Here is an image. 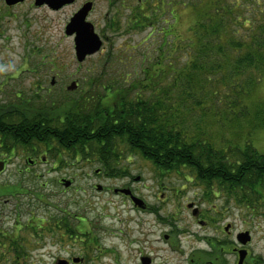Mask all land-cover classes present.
<instances>
[{
	"label": "rangeland",
	"instance_id": "obj_1",
	"mask_svg": "<svg viewBox=\"0 0 264 264\" xmlns=\"http://www.w3.org/2000/svg\"><path fill=\"white\" fill-rule=\"evenodd\" d=\"M96 1L97 8L92 19L98 28H102L106 21L110 24L111 40L104 42L102 50L84 62H79L74 46L64 37L65 15L49 13L47 17L45 16V21H39L41 27L35 30V36L40 34L38 37H41L38 41H34L27 48L14 41L10 46L11 50L0 56V86L4 82L8 83L3 87L6 89L5 92L12 86H17L18 89H32L29 96L37 93L38 96H42L44 103L53 105L55 109L63 103L65 97L81 101L83 97L88 96L86 92L90 91V95L95 94L91 100L94 103L106 92V87L110 86L116 91L119 87L139 86L134 83H143L145 80L143 69L151 64L148 59L143 60L151 58L152 64L159 61L163 29L170 25L172 32L168 33L174 36H170L168 41L177 43L175 45L177 50L171 56V59L173 58L171 62L173 69L176 67L177 71L187 60L186 39L192 35L191 28L203 17L201 16L203 11L212 2V0H166L172 3L167 6L169 12L164 7V12L162 11L164 15L159 18L157 28L139 30L131 29L133 25L131 21L133 13L145 0ZM175 3L180 5L176 7ZM154 4L158 5V2ZM148 7V10L154 8L152 4ZM176 38L180 40L176 42ZM25 49L34 50L36 57L31 61H24L22 54L27 52ZM169 63L170 60L166 57L163 68L169 77L164 80L165 83L175 74L167 71L171 70ZM16 70L23 71L16 81H10ZM53 77L56 79L54 85L51 84ZM261 79V82L251 90L246 104L251 109L260 107L264 111V76ZM73 82L77 87L68 91L67 87ZM88 83L93 85L89 86ZM144 83L149 85L150 82ZM38 86L44 89L37 91ZM139 88L132 89L128 96L133 99L142 94L143 90ZM161 89L158 86V90ZM209 90L210 87L203 84L190 91V97L182 100L184 106L181 107V112H178L177 119L180 120L183 131L191 138L203 135L216 148L225 149L227 152H235L232 150L241 148L245 142L250 141L256 151L264 155V127L251 129L246 118L233 113L237 109L234 104H227V99L214 101L207 99ZM148 92L144 93L143 98L147 97ZM179 92L181 89H176L174 93L173 101L176 106ZM3 96L6 98L4 92H0V101L3 100ZM181 99L182 96L179 103ZM110 101L113 102V99ZM120 150L115 161H111L113 172H108L96 154L85 159L79 152L64 150L57 143L49 147L40 146L38 151L42 152L37 156L26 154L22 147L15 149L12 154H6L0 148V161H4L6 165L0 173V235L5 236L3 239L5 243L12 237L17 242H24L28 264H54L59 257H67L69 254L80 256L87 251L86 246L98 249L103 247L114 251L107 256L105 253L102 254L100 258L102 264H139L137 249L140 244L131 245V240H140L144 228L151 230L168 227L164 224L155 227L157 220L154 219L159 211L156 216L142 215L141 212L132 210L129 202L115 196L112 191L108 192L107 189L119 188L128 182L133 183L134 178L140 176L144 177L147 184L157 188L155 194L152 189H143L141 194L150 195L148 201L151 205L161 207L159 215L162 220L170 214L177 218L176 222H179L182 216L188 217L192 211L187 209V205L194 201L199 204L203 213L208 214L209 220L207 226L191 227L194 231L217 229L218 216L224 214L227 220H235L239 229L248 228L256 232L258 246L264 245V192L261 199L252 197V202H240L217 186L209 188L203 185L189 169L164 173L158 171L141 155L131 153L128 148L121 146ZM30 160L35 163H31ZM116 169L119 173L129 171L130 175L127 174L126 177L111 175L117 173ZM61 179L72 183L66 186ZM17 184L24 189L18 191L9 187ZM98 185H101L103 190L99 189ZM133 186L139 191L138 182ZM167 188L170 189L168 196L163 192ZM252 213L261 216L248 217ZM33 217L45 219L48 223L44 228H38L32 220ZM57 219H65L68 226L75 231L79 228L85 234L78 233L77 238L64 236L62 228H57ZM27 224L32 226L26 229ZM179 224L185 226L186 223ZM19 227L22 230H18ZM176 227L177 225L173 223L172 228ZM5 251L9 259L7 249ZM95 252L96 249H92L89 254L95 256ZM117 254L118 257L114 256ZM96 262L95 260L94 264ZM0 264H13L7 259L3 260L1 245Z\"/></svg>",
	"mask_w": 264,
	"mask_h": 264
},
{
	"label": "trees",
	"instance_id": "obj_2",
	"mask_svg": "<svg viewBox=\"0 0 264 264\" xmlns=\"http://www.w3.org/2000/svg\"><path fill=\"white\" fill-rule=\"evenodd\" d=\"M169 3L172 1L145 0L133 13L131 29H156L159 18L164 15V7L169 12ZM148 4L154 8L148 10ZM175 4L176 7L180 5ZM201 16L191 28V37L186 39L187 60L177 71L171 62L177 43L168 41L174 36L168 33L172 32L170 25L163 29L159 61L152 64L151 58L143 60L148 59L151 63L143 69V83L135 82L139 86L119 87L116 91L106 87V92L94 103L91 100L95 94L90 95V91L81 101L65 97L55 109L35 93L29 96L30 101L22 100L16 111L0 118L2 151L12 154L22 147L26 154L37 156L42 152L38 151L40 146L57 143L64 150L79 152L85 159L96 154L107 171L113 172L111 161H115L123 146L150 161L158 171L170 173L189 169L203 185L217 186L240 202H252V197L261 199L264 155L258 153L250 141L232 150L235 152H227L216 148L203 135L191 138L183 131L177 115L184 106L182 100L190 97V91L207 84L210 87L207 99H227L226 103L234 104L237 109L233 113L246 118L251 129L264 127V111L260 107L251 109L246 104L251 90L264 76V0H212ZM166 57L171 67L167 71L175 73L167 83L164 80L169 76L163 68ZM146 81L150 82L149 85L144 83ZM158 86L162 89L158 90ZM134 88L143 90V93L132 99L128 95ZM176 89H181L177 99L179 107L173 101ZM146 92L147 97L143 98ZM121 174L130 175L125 170ZM9 187L18 191L24 189L19 184ZM32 220L38 228H44L48 223L45 219L33 217ZM57 220L58 228V223L65 219ZM29 226L32 225L27 224L26 229ZM61 228L67 229L64 224ZM78 231L72 235H77ZM0 236L3 260L28 264L24 242H17L12 237L5 243V236Z\"/></svg>",
	"mask_w": 264,
	"mask_h": 264
},
{
	"label": "flooded vegetation",
	"instance_id": "obj_3",
	"mask_svg": "<svg viewBox=\"0 0 264 264\" xmlns=\"http://www.w3.org/2000/svg\"><path fill=\"white\" fill-rule=\"evenodd\" d=\"M87 4H91V9L86 20L93 24L95 32L99 35L104 45V42L111 40L109 35L110 24L108 23L109 21H106L102 28H98L95 21L92 19V15L97 8L96 0H0V56H2L4 52L11 50L10 46L13 45L14 41L15 43L23 45L24 48L30 47L34 41H38L41 37H38L40 34L35 36V30L41 27V22L39 21H45V16L47 17L49 13H61L65 15L63 23L64 37L71 41L76 53V34H68L67 28L75 15ZM34 25L40 26L35 27ZM25 50L27 52L22 54V59L24 61H31L33 57H36L34 50ZM42 59L46 60L44 57H42ZM17 71L18 70L13 72L9 79L10 81H16L23 70ZM55 83L56 79L53 77L51 84L54 85ZM7 84V82H4L0 86V92H4L7 98L3 96V100L0 101V118L8 113L11 114V112L16 111L17 104L22 100L25 99L30 101L31 98L29 94L30 90L32 92V89H18L17 86H12L9 88L10 90L5 92L6 89H3V87L7 86ZM69 86L67 87L68 91H70ZM12 88H14V90ZM43 89L42 86L37 87V91ZM53 112L55 113L56 111ZM32 163H35V161ZM62 180L64 179H61V182ZM136 182L139 184V191L133 186ZM143 189H152L153 194H155L157 188L147 184L144 177L138 176L134 178L133 183L128 182L119 188H108L107 191H112L115 196H119L129 202L133 207L132 210L141 212L142 215L156 216L155 214L158 211L160 214L161 207L158 208L151 205L148 201L150 195L141 194V192L144 191ZM116 190H127L129 193L126 195L121 191L116 192ZM160 191H162V189ZM169 191L170 189L167 188L164 189L163 192L168 196ZM159 195L162 196L161 193H159ZM134 197L141 200L140 206L136 205L133 200ZM187 209H191L190 211H192V214L188 217L182 216L179 219V222L186 223L185 226H181L179 222H176L177 218H173L174 215H167L162 220L158 214L154 219L157 220V225H155V227L158 228L164 224L165 227H168L167 229L158 228L147 230L144 228L143 231L141 230L142 233L140 231L142 235L140 240H131V245L140 244L137 249L140 259L139 264H264V245L258 246L256 232L248 228H244V230L239 229L235 220L231 219L230 216L229 219H231V221L227 220L224 214L218 216L219 225L217 229L194 231L191 227L196 225L203 227L209 225V220L207 219L208 214L203 213L199 204L194 201L187 205ZM259 216L261 215L252 213L248 217L257 218ZM128 220L134 221L132 219ZM65 222L66 220L58 223L59 229L63 224L67 227V229H62L63 235H67L70 238H77L79 235H72V233L76 231ZM173 223L177 225L176 228H172ZM144 224H142V226ZM67 232H69L70 235ZM78 232L80 235L83 233L85 234V232L81 230ZM86 248L87 251L80 256L69 254L67 257H59L54 264H94L95 260L97 261L96 264H102L100 263L102 254L105 253L107 256L114 252L113 250H108L103 247H99L98 249V247L91 248L90 246H86ZM92 249H96L95 256L89 254ZM114 256L118 257V254Z\"/></svg>",
	"mask_w": 264,
	"mask_h": 264
},
{
	"label": "water",
	"instance_id": "obj_4",
	"mask_svg": "<svg viewBox=\"0 0 264 264\" xmlns=\"http://www.w3.org/2000/svg\"><path fill=\"white\" fill-rule=\"evenodd\" d=\"M91 9V4H87L80 12H78L68 25L67 33L76 34V56L79 62H84L87 57L95 55L103 46V41L94 30L93 24L87 22L86 18ZM77 84L73 82L69 86V90H74ZM5 163L0 162V173L4 170ZM66 186L71 184L69 180H63ZM101 189V187H99ZM121 192L128 194L129 191L122 190ZM135 203L139 204V200L134 198ZM246 235V234H244Z\"/></svg>",
	"mask_w": 264,
	"mask_h": 264
},
{
	"label": "bare ground",
	"instance_id": "obj_5",
	"mask_svg": "<svg viewBox=\"0 0 264 264\" xmlns=\"http://www.w3.org/2000/svg\"><path fill=\"white\" fill-rule=\"evenodd\" d=\"M104 168L107 170L106 166H104ZM111 170H113V169L111 168ZM116 170H117V169H116ZM98 171H99V170H98ZM115 174H116V173H113V174H111V175H115ZM116 175L124 176V177L127 176L126 174H121V172L119 173V171H118V173H117Z\"/></svg>",
	"mask_w": 264,
	"mask_h": 264
}]
</instances>
